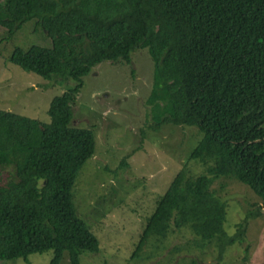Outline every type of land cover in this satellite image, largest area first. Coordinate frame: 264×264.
Masks as SVG:
<instances>
[{
  "label": "trees",
  "instance_id": "obj_1",
  "mask_svg": "<svg viewBox=\"0 0 264 264\" xmlns=\"http://www.w3.org/2000/svg\"><path fill=\"white\" fill-rule=\"evenodd\" d=\"M27 21L50 44L14 47L9 63L71 86L50 100L48 123L0 110V261L50 251L48 264L64 254L78 264L81 253L97 251L71 197L94 137L70 126L71 105L92 68L129 64L136 49L152 63L140 137L163 125L196 127L202 137L158 197L135 252L184 227L201 246L214 243L217 260L243 239L247 220L264 213V0H0L7 38ZM190 160L204 173L191 175ZM230 180L258 207L227 236Z\"/></svg>",
  "mask_w": 264,
  "mask_h": 264
},
{
  "label": "rangeland",
  "instance_id": "obj_2",
  "mask_svg": "<svg viewBox=\"0 0 264 264\" xmlns=\"http://www.w3.org/2000/svg\"><path fill=\"white\" fill-rule=\"evenodd\" d=\"M49 39L33 21L20 25L7 38L0 29V110L40 123H48L50 100L70 81L45 80L12 65L14 47H48ZM129 64L102 62L82 78L71 105L70 126L90 129L92 156L78 171L71 189L72 206L96 238V252L78 256V264H262L264 263V215L247 220L244 238L226 246L216 259L214 243L201 246L187 228L173 230L164 239H149L140 251L135 246L158 197L201 139L196 127L163 125L158 131L138 134L143 126L144 100L151 84L152 63L145 49L129 55ZM123 163L125 165H123ZM191 175L204 173L195 160L188 161ZM6 179V174L0 176ZM216 187V184L213 185ZM227 236L235 231L246 212L258 207L253 193L230 180L225 185ZM253 203L255 205L253 206ZM51 252L0 264H48ZM59 264H68L64 254Z\"/></svg>",
  "mask_w": 264,
  "mask_h": 264
},
{
  "label": "built area",
  "instance_id": "obj_3",
  "mask_svg": "<svg viewBox=\"0 0 264 264\" xmlns=\"http://www.w3.org/2000/svg\"><path fill=\"white\" fill-rule=\"evenodd\" d=\"M263 215H264V213H263Z\"/></svg>",
  "mask_w": 264,
  "mask_h": 264
}]
</instances>
